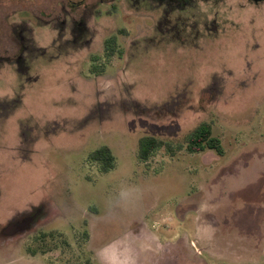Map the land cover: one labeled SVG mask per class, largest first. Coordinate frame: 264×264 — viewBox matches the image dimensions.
Here are the masks:
<instances>
[{
	"label": "rangeland",
	"instance_id": "obj_1",
	"mask_svg": "<svg viewBox=\"0 0 264 264\" xmlns=\"http://www.w3.org/2000/svg\"><path fill=\"white\" fill-rule=\"evenodd\" d=\"M192 1L0 0V264H264V1ZM205 123L223 156L187 152Z\"/></svg>",
	"mask_w": 264,
	"mask_h": 264
},
{
	"label": "trees",
	"instance_id": "obj_2",
	"mask_svg": "<svg viewBox=\"0 0 264 264\" xmlns=\"http://www.w3.org/2000/svg\"><path fill=\"white\" fill-rule=\"evenodd\" d=\"M123 50L120 47L116 36L107 38L104 42V55L107 57L118 55L120 58ZM92 61L97 60L96 56H92ZM164 142L153 137H143L139 140V159L147 161L150 155L157 149L164 146ZM186 150L189 153H200L205 150H213L217 155L223 156L224 149L221 141L212 133L210 124H201L189 136L186 142ZM88 159L91 162L100 164V170L105 172L114 168L115 157L111 150L106 147H100L93 151Z\"/></svg>",
	"mask_w": 264,
	"mask_h": 264
},
{
	"label": "flooded vegetation",
	"instance_id": "obj_3",
	"mask_svg": "<svg viewBox=\"0 0 264 264\" xmlns=\"http://www.w3.org/2000/svg\"><path fill=\"white\" fill-rule=\"evenodd\" d=\"M103 1H105V0H99V2H103ZM253 1L254 2H258V1H264V0H253ZM79 4L80 5H84V2L80 1ZM167 5L170 6L171 4L168 3ZM154 7L155 6H152V9H156ZM177 7L182 11L183 15H189L190 17L196 16V14H195L196 13V3L193 2L192 0H190V2H188L187 4H183V5L177 6ZM156 10H158L156 12L158 14L159 9H156ZM65 11H66L65 13H67V10H65ZM155 20H156L155 28L158 29V28H160L159 27V25H160L159 16ZM72 21H73V23L75 25L79 24V22L77 23L74 20H72ZM215 27H216L215 25H212V28H214V31H216ZM212 28L210 30H212ZM180 31H181L182 34H187V36H189V38L191 37L192 41L195 42L196 39H197V36H198L197 33L199 32V28H198V26L190 27V26L184 24V25L181 26ZM168 32L169 31H166L167 35H168ZM180 36H181V39H180ZM173 37L177 38V40L180 41L183 44L187 40V39H185L184 35H179V32L177 34H175V35H172V38ZM169 39H171V38H169ZM34 212L35 211L33 209V210H28L27 212H23V213H17V214L14 213V214H12L11 218H8L7 223L4 226H2L3 227L2 231L4 232V234H3L4 237H3L2 243H4L5 240L7 238H9L11 235H16L18 237H22V236H24L26 234V232H28L33 227H35V225H37V223H39V222H38V216ZM84 234L87 235V237L89 238V236H88V234L86 232H84ZM164 245H166L168 248L171 247L170 244H167V243L164 244ZM176 251L177 252H175L174 254L177 256V263L178 264H183V262H182L183 253H182L181 249L180 250H176ZM165 253H167V249L164 248L163 251L153 259V261H155L156 259H158V260L163 259V257L165 256ZM116 254H117V250L115 251V256L117 257ZM138 260L139 259L136 256L135 258L130 259L128 261L131 264H138Z\"/></svg>",
	"mask_w": 264,
	"mask_h": 264
},
{
	"label": "crops",
	"instance_id": "obj_4",
	"mask_svg": "<svg viewBox=\"0 0 264 264\" xmlns=\"http://www.w3.org/2000/svg\"><path fill=\"white\" fill-rule=\"evenodd\" d=\"M158 245H161V244H158ZM122 246H124V245H122ZM122 246H121V248L120 249H117V248H115L116 250H117V256H118V260H117V262L119 263V264H131L129 261H128V259L126 258V254H125V252L127 253V250H125L124 251V249L122 248ZM161 246H163V244L161 245ZM116 250H113V252L115 253V251ZM121 253H122V255H121ZM130 258H131V256H129ZM111 258V257H110ZM115 258V257H114ZM122 258H124L123 260H122ZM125 261H127V262H125Z\"/></svg>",
	"mask_w": 264,
	"mask_h": 264
}]
</instances>
